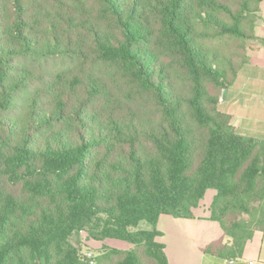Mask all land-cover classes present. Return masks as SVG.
<instances>
[{
    "label": "trees",
    "instance_id": "obj_1",
    "mask_svg": "<svg viewBox=\"0 0 264 264\" xmlns=\"http://www.w3.org/2000/svg\"><path fill=\"white\" fill-rule=\"evenodd\" d=\"M262 1L0 0V264H169L159 217L194 219L208 190L231 240L209 252L240 254L264 139L228 108ZM76 232L127 247L88 256Z\"/></svg>",
    "mask_w": 264,
    "mask_h": 264
},
{
    "label": "crops",
    "instance_id": "obj_2",
    "mask_svg": "<svg viewBox=\"0 0 264 264\" xmlns=\"http://www.w3.org/2000/svg\"><path fill=\"white\" fill-rule=\"evenodd\" d=\"M258 17L256 38L248 52L249 70L233 94L228 111L231 115L235 114L240 128L234 127L241 133L264 139V0L259 6ZM210 204L208 202L204 206L199 203L193 210L194 219H177L166 215L159 217L157 230L161 236L156 240L164 245L169 264L264 262V225L253 232L236 258L222 259L208 252L209 247L217 242L224 241V245L231 246L230 238L224 235L220 226L208 220ZM200 209H203L202 214H198Z\"/></svg>",
    "mask_w": 264,
    "mask_h": 264
},
{
    "label": "rangeland",
    "instance_id": "obj_3",
    "mask_svg": "<svg viewBox=\"0 0 264 264\" xmlns=\"http://www.w3.org/2000/svg\"><path fill=\"white\" fill-rule=\"evenodd\" d=\"M254 40V39H253ZM253 40H249L246 42V46L250 48L251 50V45H252V41ZM249 52V51H248ZM248 52H247V55H248ZM56 67H59V65L57 63H52L50 62L45 68L47 69H54ZM233 113V112H232ZM233 115V114H232ZM231 124L237 128H240L239 126V123H238V120L235 116V114L232 116V119H231ZM215 194V191L214 190H211V191H207L206 192V195L204 196V198L200 201V204L204 205V206H207L206 204L209 202L211 203L212 201V198ZM202 211L203 209H200L198 211V214H202ZM141 228H147V225L145 223L142 224ZM79 239H80V243H81V247H82V251L84 253H87V254H90L91 256L92 255H95L98 251L101 250V247L102 245H106L108 247H118V248H126L127 245L124 244V243H121V242H116V241H105L103 243H95V242H90V241H87L85 236L84 235H81L79 236ZM222 245H224V241L221 242ZM220 246L218 244H212L209 249H208V252L210 250H215V251H218L220 248Z\"/></svg>",
    "mask_w": 264,
    "mask_h": 264
},
{
    "label": "water",
    "instance_id": "obj_4",
    "mask_svg": "<svg viewBox=\"0 0 264 264\" xmlns=\"http://www.w3.org/2000/svg\"><path fill=\"white\" fill-rule=\"evenodd\" d=\"M225 94H226V91L223 90L222 92V99L225 97ZM73 241L76 243V244H79L80 243V239H79V233H74L73 235Z\"/></svg>",
    "mask_w": 264,
    "mask_h": 264
},
{
    "label": "built area",
    "instance_id": "obj_5",
    "mask_svg": "<svg viewBox=\"0 0 264 264\" xmlns=\"http://www.w3.org/2000/svg\"><path fill=\"white\" fill-rule=\"evenodd\" d=\"M88 256H91L90 254H88ZM249 264H264V262H260V261H252Z\"/></svg>",
    "mask_w": 264,
    "mask_h": 264
}]
</instances>
